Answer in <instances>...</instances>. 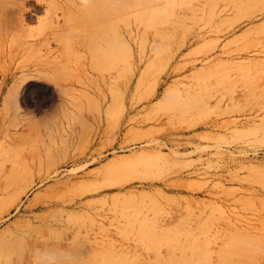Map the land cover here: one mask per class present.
<instances>
[{
    "label": "rangeland",
    "instance_id": "1",
    "mask_svg": "<svg viewBox=\"0 0 264 264\" xmlns=\"http://www.w3.org/2000/svg\"><path fill=\"white\" fill-rule=\"evenodd\" d=\"M108 1L0 0V264H264V0Z\"/></svg>",
    "mask_w": 264,
    "mask_h": 264
},
{
    "label": "bare ground",
    "instance_id": "2",
    "mask_svg": "<svg viewBox=\"0 0 264 264\" xmlns=\"http://www.w3.org/2000/svg\"><path fill=\"white\" fill-rule=\"evenodd\" d=\"M111 4H112L111 0H109L108 3L105 4L106 5V13H107V17H106L107 35L105 36L104 40H109V42H110V34H111V17H110L111 16V8H112ZM5 5H4V7H5ZM93 5H94V2H93ZM46 13H48V12H46ZM13 14L6 9L2 10L0 12V75L2 76V78H1L2 80L0 82V93H5L4 97L6 99H7L6 95L8 93H11L13 90V88L8 86V82L9 81H17L19 78H23L25 81L28 77H30L31 72H32L31 71L32 69H30V67H28V65L20 66L16 62V58L18 57L17 55L19 54V45L21 43V39L23 37V34L25 33V31H24L25 30V27H24L25 23H23V21H24L23 19L17 20V18H15V16ZM23 14H25V12L22 13V15ZM41 21H42V19H41ZM27 29L29 30V27ZM41 30H43V29H41ZM107 60H110V57ZM5 98H4V100H5ZM4 104H2V105L4 106ZM2 113H3V111L1 108V110H0V145L12 141V137L10 135L11 130H9V129L4 130L1 126V122L3 120Z\"/></svg>",
    "mask_w": 264,
    "mask_h": 264
}]
</instances>
